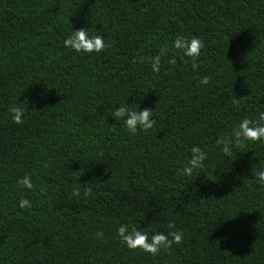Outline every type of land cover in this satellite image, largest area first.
<instances>
[{"label": "trees", "instance_id": "trees-1", "mask_svg": "<svg viewBox=\"0 0 264 264\" xmlns=\"http://www.w3.org/2000/svg\"><path fill=\"white\" fill-rule=\"evenodd\" d=\"M81 28L105 50L66 49ZM178 36L202 40L199 55L175 49ZM124 101L154 110V128L132 136L106 119ZM261 113L264 0H0V264H264V142L231 160L216 143ZM193 146L209 159L184 176ZM169 222L184 238L156 256L117 235Z\"/></svg>", "mask_w": 264, "mask_h": 264}, {"label": "clouds", "instance_id": "clouds-1", "mask_svg": "<svg viewBox=\"0 0 264 264\" xmlns=\"http://www.w3.org/2000/svg\"><path fill=\"white\" fill-rule=\"evenodd\" d=\"M64 47L77 54H100L107 47L105 39L101 35H92L89 29L81 28L80 30H71L64 41ZM173 47L181 50L184 55L195 58L199 55L200 50L204 47L203 41L199 38H192L187 40L184 37H176L173 41ZM168 55V49L162 47L158 54L149 57L150 67L154 73L160 71L162 60ZM169 64H174V59L168 60ZM197 67L193 64V69ZM210 77H202L199 83L203 86L209 84ZM127 101V100H126ZM126 101L119 103H112L108 108V115L106 119L111 116L112 120L122 123L127 132L135 136L139 132H148L156 125L155 111L150 108L140 110L137 103L129 105ZM234 102H238L236 99ZM11 119L16 124L23 123L24 110L20 107H11L9 109ZM260 120L264 121V113L260 114ZM264 142V124H258L248 118L242 119L232 130L231 133L225 137L217 140L220 153L224 158L231 160L234 156V149L237 147L243 148L246 142ZM209 159L206 150H202L199 146H193L190 149V155L187 163L182 168V175L192 176L196 170H202L206 166V161ZM255 178L264 184V165H260L254 173ZM25 190H32L33 183L29 175H25L18 181ZM43 191V190H42ZM91 188L84 190L83 195L88 196ZM81 191L76 187L72 191L73 197H79ZM21 209H31L32 204L29 199H21L18 205ZM131 227V230H129ZM167 232L157 231L149 233L137 226H129L121 224L117 229V235L121 238L124 245L130 250H140L145 253L156 256L161 251H167L172 248L173 244L179 245L184 233L176 229V225L169 222L167 225ZM97 238H103L102 232L95 233Z\"/></svg>", "mask_w": 264, "mask_h": 264}]
</instances>
